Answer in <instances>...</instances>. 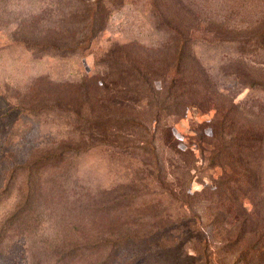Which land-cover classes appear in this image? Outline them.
Masks as SVG:
<instances>
[{
	"label": "rangeland",
	"instance_id": "1",
	"mask_svg": "<svg viewBox=\"0 0 264 264\" xmlns=\"http://www.w3.org/2000/svg\"><path fill=\"white\" fill-rule=\"evenodd\" d=\"M177 53L184 108L162 92ZM131 61L150 104L119 93ZM219 110L264 134V0H0V264H264L252 221L229 225L263 210L264 153L263 194L213 197Z\"/></svg>",
	"mask_w": 264,
	"mask_h": 264
},
{
	"label": "trees",
	"instance_id": "2",
	"mask_svg": "<svg viewBox=\"0 0 264 264\" xmlns=\"http://www.w3.org/2000/svg\"><path fill=\"white\" fill-rule=\"evenodd\" d=\"M108 2H110V0H108ZM104 5L105 6L100 7V5H96V2L94 3V6H96L99 12H101V8L103 10L106 9L107 5ZM176 56L177 58H174L173 61H171V66L173 65L175 70L174 73H171V68L166 69V73L170 70L167 74V79L170 80V82L169 85H165L162 92L165 96L172 98L173 102H175L174 106L184 108V104L179 100H182L187 95L188 90L186 88H181L180 90H178V83L179 85H182V78H179V74H181V71L183 69V71H189V77L192 78V72L190 66L185 63V57L182 56L181 53H177ZM129 68L135 69V72L138 73L135 80V87L131 90H127V92L122 89L119 93H121V96L129 97V100L131 101L137 103H144V101H149L150 104V100L156 97V92L154 90L153 83L151 84L148 78L143 76V74L145 73L142 71L147 70H145V68L137 66L136 63L131 61V64L127 65L126 63L123 65H119L117 72H119L120 74L127 73V69ZM141 69L143 70L141 71ZM195 84L198 83L192 81V83L187 82V84L183 85L194 87ZM127 87L128 86L124 84V88L126 89ZM132 92H134V95H132ZM157 115L158 113L155 116L157 118H154L153 122L159 123L161 119L160 116ZM167 116L170 117V114H167ZM228 116L229 110H219L217 112L216 119H214L212 124H210L212 127L213 139H211L210 143H208L210 147L208 146L207 152L210 154V159L214 162L215 165H220V167L224 169L225 166L231 168L230 171H227L225 169L224 174L217 181L216 188L213 191V197L218 196L219 201L223 200L224 202L238 204L240 198L248 197V192L254 194H263V191L261 192V190L257 188L256 184L259 181V174L251 171V161L253 160V158L257 157L258 154L262 152L264 153V134H260V132L256 129L241 127V125L237 128H233V130H229V128H231L233 125L227 122ZM167 121L168 122L164 121V124L161 127V131L163 133H167V136L173 137L172 127L177 122V120ZM132 126H135L141 130L144 129L143 125L134 122H132ZM124 133H128L127 130L124 131ZM248 159L250 162L248 161ZM248 185L251 186L252 189L245 187ZM262 201L264 210V196ZM252 203L254 206V210H252L251 213H244L243 204L242 202L241 205L239 203L242 212L239 214L237 213L234 218L232 216V212H230V219L233 221L230 222L229 225H231L232 227H240V232H242L243 225L247 224L248 220L252 221V226L254 228L248 230V233L251 237H255V244H253V246L255 248L258 247V249H260V253H263L264 211L260 208L258 209L259 205L257 202ZM234 211H236V208L234 209Z\"/></svg>",
	"mask_w": 264,
	"mask_h": 264
}]
</instances>
